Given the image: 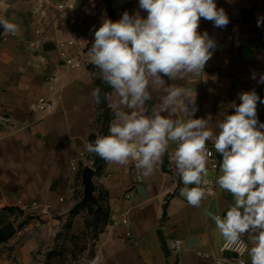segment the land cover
Returning a JSON list of instances; mask_svg holds the SVG:
<instances>
[{
    "label": "crops",
    "instance_id": "obj_1",
    "mask_svg": "<svg viewBox=\"0 0 264 264\" xmlns=\"http://www.w3.org/2000/svg\"><path fill=\"white\" fill-rule=\"evenodd\" d=\"M33 2L14 0L2 6L4 19L15 23L18 31L15 35L4 31L5 41L0 43V116L11 121L0 120V212L15 206L19 200L30 206L44 207L50 203L49 213H43L42 209L32 211L45 221L43 230L52 232L78 203L73 186L79 168L72 170L70 160L80 161V155L86 152L90 127L97 118L98 105L91 92L99 69L90 62L89 51L83 55V67L71 69L62 63L57 44L69 37L71 28H59L52 13L41 19L34 14ZM215 3L218 9L225 10L230 22L226 28H218L212 21L200 19L198 32L206 31L217 45L203 73L176 81L165 77L168 85L193 90L198 110L191 118L207 120L214 133L218 132L217 123L224 114H234L229 104L241 103L240 93L254 89L259 95L256 84L260 74H264V24L257 26L258 18L264 17V0H215ZM77 6L79 28L92 46L95 30L111 17L103 0H77ZM127 11L133 15L139 12L142 18H147V12L139 7V0H132ZM37 30L43 33L37 34ZM34 40L42 41V49L35 51L31 47L30 42ZM47 43H53L54 47L44 49ZM90 65L95 74L89 71ZM253 73L256 79H252ZM49 76L55 77L52 90L47 81ZM111 93L115 96L113 89ZM163 95L162 89L152 91L149 109L158 105ZM38 97L52 100L54 110L33 111L31 104ZM83 110L87 112L84 132L66 123V120H80ZM263 111L264 103L257 102V112ZM109 116L108 130L114 119L111 109ZM174 118L186 121L189 117L178 111ZM207 144L213 145V142ZM175 148L176 144L170 142L162 162L143 180L137 178L134 162L123 166L106 162L101 174L94 176L100 191L107 196L105 203L110 212H123L128 218L127 224H109L100 234L95 251V257L101 258L100 264H169L157 236L159 228L163 229L170 249L175 240L182 243L174 264H211L210 258L200 257L198 252L222 255L225 240L207 213L223 218L233 206L234 197L217 184L214 199L202 201L199 208L190 206L163 169V159ZM80 178L82 182V171ZM57 214L62 216L61 220L55 217ZM83 224L81 212L73 218V229L81 230ZM27 227L18 234L27 231ZM17 231L16 228V234ZM242 238L248 244L245 264H251L249 250L253 245L249 234ZM42 245L35 239L25 242L21 248V253L27 256L24 264L35 262L29 257ZM119 252L131 253L132 257L129 254L120 259ZM228 264H235L234 258Z\"/></svg>",
    "mask_w": 264,
    "mask_h": 264
},
{
    "label": "clouds",
    "instance_id": "obj_2",
    "mask_svg": "<svg viewBox=\"0 0 264 264\" xmlns=\"http://www.w3.org/2000/svg\"><path fill=\"white\" fill-rule=\"evenodd\" d=\"M139 7L147 12V18L139 12H124L117 22L103 20L94 32L90 62L115 96L102 93L99 86L93 88L91 96L97 105L103 97L114 119L108 134L97 135L85 150L110 164L134 162L137 178L143 180L162 162L170 142L175 143V167L185 185L180 195L190 206L199 208L207 195H214L205 187L213 156L207 142L212 141L223 157L222 174L216 183L233 195L234 204L223 218L211 212L207 215L227 245L239 247L241 237L249 234L251 264H264V123L257 118V102L264 100L254 89L240 93L241 103L229 104L234 114H224L214 133L207 120L191 118L198 110L193 90L168 85L165 80L199 77L217 47L206 31L198 32L200 19L226 28L229 17L223 8H217L215 0H139ZM262 24L264 17H259L257 26ZM0 28L13 35L18 31L15 23L3 18ZM252 79H256L255 73ZM258 83L264 84V74ZM150 88L162 89L164 95L149 109ZM178 111L189 118H174ZM100 260L97 256L90 264H100Z\"/></svg>",
    "mask_w": 264,
    "mask_h": 264
},
{
    "label": "built area",
    "instance_id": "obj_3",
    "mask_svg": "<svg viewBox=\"0 0 264 264\" xmlns=\"http://www.w3.org/2000/svg\"><path fill=\"white\" fill-rule=\"evenodd\" d=\"M14 0H0V18L4 19V14L2 12V6H7ZM108 8H110L115 18L120 20L124 12H128L127 8L131 5L132 0H103ZM33 11L34 14L38 15L41 19H45L49 13H52L54 16V21L56 25L60 27H70V35L67 39L58 42L59 48V57L64 65L71 69L83 67L85 61L83 60V55L88 51V46L90 45V40L86 38L85 34L79 28L78 20V6L77 0H34L33 2ZM129 13V12H128ZM133 15L132 13H129ZM37 34H41L40 30L36 31ZM5 41L4 31L0 36V43ZM31 47L37 51L42 49L43 43L39 40H34L30 42ZM70 49L73 52H70ZM50 84V90L53 89V83L55 82L54 76H49L47 79ZM261 87V83L256 84V88ZM31 109L38 112H51L54 110V103L47 97H38L32 104ZM1 122L10 123V119L5 116H0ZM177 146V145H176ZM209 150L213 153V156L210 158V163L208 165V175L206 179L209 181L206 185V189L211 190L214 195H207L202 201H209L214 199L217 196L218 185L216 183L217 174L220 169L223 157L222 154L215 151L214 145H208ZM175 150V149H174ZM174 150L168 152L165 156L164 172L170 176L176 185V189L180 192V189L185 187L183 184L179 173L176 171L175 162H174ZM84 155L81 154L80 157ZM213 162L215 167H213ZM93 162H89L86 166L91 168ZM70 166L72 170L76 171L79 168V160L77 158H72L70 160ZM94 169V168H93ZM194 185H189L188 187H193ZM16 206L23 211L29 210H39L42 209L43 213H49L51 210V205L47 204L44 207L34 204L33 206L28 205L24 201H17ZM110 221L112 225H125L128 223V218L126 213H111ZM127 237L130 236V233L126 234ZM241 245L239 247H233L227 245L226 241L222 245L221 252L222 255L215 256L212 253L198 252V256L210 258L211 264H228L230 258H234L235 264H245L244 256L248 250V244L241 237ZM182 249V243L180 240H175L171 245V250L175 253H179ZM227 252L234 256L226 257L224 253ZM29 264H36L31 262Z\"/></svg>",
    "mask_w": 264,
    "mask_h": 264
},
{
    "label": "rangeland",
    "instance_id": "obj_4",
    "mask_svg": "<svg viewBox=\"0 0 264 264\" xmlns=\"http://www.w3.org/2000/svg\"><path fill=\"white\" fill-rule=\"evenodd\" d=\"M90 48L91 46H88V51ZM54 54L56 55L57 52H54ZM86 65H88V63H86ZM88 68L90 72L95 74V70H93L92 65H90ZM98 76L99 75H94V78H98ZM257 91L260 100H264V84H261V87H259ZM86 117L87 112L83 110L80 120H76L75 122H72L71 120H69L68 122L66 120V123H69V125L74 126V128L77 129L79 127V129L84 132L86 127ZM257 118L259 123H264V111L257 112ZM90 134H93L95 137L97 135H107L108 122L102 119H95L90 127ZM83 155V157H80L81 159L79 161V173L75 177L73 186L74 198L77 200V202L83 200V184L80 181L81 171L86 166V164H88L89 162H93L94 159V154H90L87 151ZM221 174L222 173L219 170L217 179ZM94 184L96 189L95 196L97 197L98 192L100 191V187L96 178H94ZM13 207L16 210L15 215L4 217L6 218L5 225L11 222L15 229L17 228L18 231L17 234L15 231V233L9 239L0 241V264H24V260L27 256L21 253V248L29 239H35L37 240V242H39V244H43L29 257L30 259H33L37 264H47V256L49 254H51V256L48 260V264H89L93 259V256H96L95 251L97 241L100 236V230H98L96 236L91 226L86 228V221L88 219H91L86 209L82 210L84 219L83 229L74 230V217H70L69 215L68 218L65 219V221H63L59 226L54 227L52 232H49L47 230H43L45 221L40 218L36 211H23L16 205ZM55 217L59 220H61L62 218V216L58 214L55 215ZM109 224H112L110 218L108 225ZM25 226H28L26 228L27 231L22 234H18L19 230H22ZM129 254L131 255V253ZM129 254L119 252V257L120 259H122ZM175 258L176 253L172 251V255L168 257L169 264H174Z\"/></svg>",
    "mask_w": 264,
    "mask_h": 264
},
{
    "label": "trees",
    "instance_id": "obj_5",
    "mask_svg": "<svg viewBox=\"0 0 264 264\" xmlns=\"http://www.w3.org/2000/svg\"><path fill=\"white\" fill-rule=\"evenodd\" d=\"M109 16L111 17V20L114 22V13L113 11L107 7ZM99 86L102 89L103 92H110L112 91L111 86L104 84L100 79L96 78L95 79V87ZM96 119H102L106 122L109 123V108L107 107V102L103 101L102 97V102L98 105V114ZM96 137L93 134L89 135L88 138V143L89 142H94ZM106 164V161L101 159L99 156L94 154V159H93V165L92 167L95 170V175H100L102 170L104 169ZM164 164H165V158L163 159V169H164ZM106 197L102 191H99L98 196H97V202H89V201H80L78 202L73 209L70 211V217H75L79 213L82 212V210L86 209L89 216L91 219L86 221V228L91 226L94 230V234L97 236V232L99 231V234L103 233L104 229L106 226H108L109 223V218L111 215V212L105 203ZM15 208L14 207H6L0 212V227L5 226L6 221L4 217L8 216H13L15 215ZM166 214L164 213V216ZM103 226V228H102ZM51 254L47 256V264L48 260L50 258ZM95 258V256H93ZM90 264V263H89Z\"/></svg>",
    "mask_w": 264,
    "mask_h": 264
},
{
    "label": "water",
    "instance_id": "obj_6",
    "mask_svg": "<svg viewBox=\"0 0 264 264\" xmlns=\"http://www.w3.org/2000/svg\"><path fill=\"white\" fill-rule=\"evenodd\" d=\"M3 28H0V36L3 33ZM53 43H47L44 46V49L48 50L50 48H53ZM95 176V170L91 168L90 166H85L82 170V184H83V200L89 201V202H97V197L95 196V184L93 182V178ZM139 190L143 191V188L140 187ZM16 229L12 225L11 222H9L7 225L3 226L0 229V241L9 239L14 233ZM157 236L159 238V241L161 243L162 249L167 257L171 256V249L167 243V240L164 236L163 229L159 228L157 230ZM224 256L230 257L234 256L232 254H229L227 252L224 253Z\"/></svg>",
    "mask_w": 264,
    "mask_h": 264
}]
</instances>
